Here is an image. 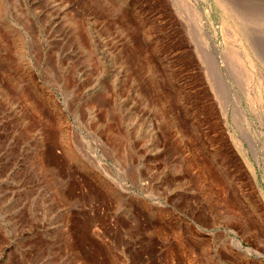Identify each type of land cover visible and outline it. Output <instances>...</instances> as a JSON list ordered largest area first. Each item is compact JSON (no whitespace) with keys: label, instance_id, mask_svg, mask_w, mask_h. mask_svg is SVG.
Here are the masks:
<instances>
[{"label":"rangeland","instance_id":"obj_1","mask_svg":"<svg viewBox=\"0 0 264 264\" xmlns=\"http://www.w3.org/2000/svg\"><path fill=\"white\" fill-rule=\"evenodd\" d=\"M0 264H264V0H0Z\"/></svg>","mask_w":264,"mask_h":264},{"label":"bare ground","instance_id":"obj_2","mask_svg":"<svg viewBox=\"0 0 264 264\" xmlns=\"http://www.w3.org/2000/svg\"><path fill=\"white\" fill-rule=\"evenodd\" d=\"M68 155H69V153H68ZM70 156V155H69Z\"/></svg>","mask_w":264,"mask_h":264}]
</instances>
